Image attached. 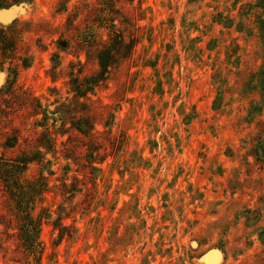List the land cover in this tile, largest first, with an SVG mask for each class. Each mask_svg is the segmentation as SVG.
Listing matches in <instances>:
<instances>
[{
    "label": "rangeland",
    "instance_id": "rangeland-1",
    "mask_svg": "<svg viewBox=\"0 0 264 264\" xmlns=\"http://www.w3.org/2000/svg\"><path fill=\"white\" fill-rule=\"evenodd\" d=\"M254 2L11 3L0 161L36 158L21 181L45 188L31 255L0 176V264H264ZM112 43L109 72L87 92Z\"/></svg>",
    "mask_w": 264,
    "mask_h": 264
},
{
    "label": "trees",
    "instance_id": "trees-1",
    "mask_svg": "<svg viewBox=\"0 0 264 264\" xmlns=\"http://www.w3.org/2000/svg\"><path fill=\"white\" fill-rule=\"evenodd\" d=\"M21 0H0V8L6 7L11 3H19ZM251 10H254L255 16V28L259 34L260 39L264 45V0H255ZM241 14V13H240ZM222 16V15H221ZM220 18V15L218 16ZM230 20V19H229ZM233 20V19H231ZM229 24L233 21L228 22ZM241 25V24H240ZM242 26V25H241ZM239 26V28H241ZM122 43V41H119ZM263 66L260 67L255 81L249 82V86L253 89H257L261 96L260 109H264V46H263ZM115 46L108 45L99 54V71L95 76H90L86 79V91L91 90L98 82H101L109 72L110 62L116 57ZM37 160L32 156H20L14 160H8L3 163L0 161V176L7 190L11 193L12 198L16 204V208L21 216V233L23 237V243L27 251L31 255L40 253V218L33 214L36 200L40 197L42 190L37 191L36 183L34 182H22V174L26 169L29 162Z\"/></svg>",
    "mask_w": 264,
    "mask_h": 264
},
{
    "label": "water",
    "instance_id": "water-1",
    "mask_svg": "<svg viewBox=\"0 0 264 264\" xmlns=\"http://www.w3.org/2000/svg\"><path fill=\"white\" fill-rule=\"evenodd\" d=\"M21 10V5L19 4H11L8 7L0 8V17L1 18H12L17 12ZM217 251V250H214Z\"/></svg>",
    "mask_w": 264,
    "mask_h": 264
}]
</instances>
